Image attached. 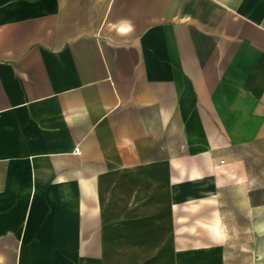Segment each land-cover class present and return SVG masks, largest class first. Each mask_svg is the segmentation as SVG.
Listing matches in <instances>:
<instances>
[{"label": "crops", "instance_id": "0c3cea01", "mask_svg": "<svg viewBox=\"0 0 264 264\" xmlns=\"http://www.w3.org/2000/svg\"><path fill=\"white\" fill-rule=\"evenodd\" d=\"M260 139L264 0H0V264L217 239L171 219Z\"/></svg>", "mask_w": 264, "mask_h": 264}, {"label": "rangeland", "instance_id": "374dc122", "mask_svg": "<svg viewBox=\"0 0 264 264\" xmlns=\"http://www.w3.org/2000/svg\"><path fill=\"white\" fill-rule=\"evenodd\" d=\"M234 157L242 158L248 177L237 182H230L216 193L214 185L199 184L192 193L194 210H187L182 205L176 210L180 221L172 223L195 225L198 237L202 230L199 223L210 217L213 211L217 216L222 236L211 240L143 243V260L140 264H264V139L237 147ZM212 190V197L202 195L204 190ZM205 198H207L205 200ZM212 204L208 206V200ZM208 206V207H207ZM104 210L102 211V213ZM96 224V234L116 233L115 225L105 216ZM97 223V222H96ZM111 225V226H110ZM114 227V228H113ZM90 231L92 227L89 228ZM203 229V227H202ZM92 244V243H90ZM96 246V264H135L136 258H126L121 244L115 242H94ZM120 244V245H119ZM77 264H87L89 258L78 257Z\"/></svg>", "mask_w": 264, "mask_h": 264}, {"label": "bare ground", "instance_id": "6f19581e", "mask_svg": "<svg viewBox=\"0 0 264 264\" xmlns=\"http://www.w3.org/2000/svg\"><path fill=\"white\" fill-rule=\"evenodd\" d=\"M212 229L214 230V232H217V227L213 226Z\"/></svg>", "mask_w": 264, "mask_h": 264}, {"label": "built area", "instance_id": "2783aa9c", "mask_svg": "<svg viewBox=\"0 0 264 264\" xmlns=\"http://www.w3.org/2000/svg\"><path fill=\"white\" fill-rule=\"evenodd\" d=\"M75 150L78 151V148H76ZM221 162H223V161H221Z\"/></svg>", "mask_w": 264, "mask_h": 264}]
</instances>
